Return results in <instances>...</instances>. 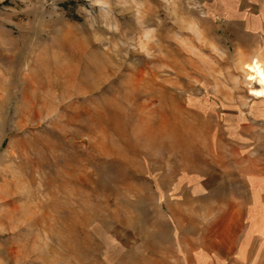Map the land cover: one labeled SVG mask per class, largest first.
<instances>
[{"label":"rangeland","instance_id":"374dc122","mask_svg":"<svg viewBox=\"0 0 264 264\" xmlns=\"http://www.w3.org/2000/svg\"><path fill=\"white\" fill-rule=\"evenodd\" d=\"M109 3L0 0V264H168L263 165L264 0Z\"/></svg>","mask_w":264,"mask_h":264},{"label":"crops","instance_id":"0c3cea01","mask_svg":"<svg viewBox=\"0 0 264 264\" xmlns=\"http://www.w3.org/2000/svg\"><path fill=\"white\" fill-rule=\"evenodd\" d=\"M260 9L256 32L264 41V6ZM250 60L264 68L262 60ZM262 164L250 160L243 189L225 197L208 196L196 205L194 220L185 223L183 250L169 255L168 264H264Z\"/></svg>","mask_w":264,"mask_h":264},{"label":"clouds","instance_id":"9594fccd","mask_svg":"<svg viewBox=\"0 0 264 264\" xmlns=\"http://www.w3.org/2000/svg\"><path fill=\"white\" fill-rule=\"evenodd\" d=\"M139 0H129V3L127 5L121 6L119 4V0H117V7L121 8H127V7H133L138 5ZM88 3L91 6L98 7L99 9L105 8V7H110L109 0H88ZM148 32H153L152 29H148Z\"/></svg>","mask_w":264,"mask_h":264},{"label":"bare ground","instance_id":"6f19581e","mask_svg":"<svg viewBox=\"0 0 264 264\" xmlns=\"http://www.w3.org/2000/svg\"><path fill=\"white\" fill-rule=\"evenodd\" d=\"M251 95L255 98H264V71L260 70V78L256 86L251 90Z\"/></svg>","mask_w":264,"mask_h":264}]
</instances>
